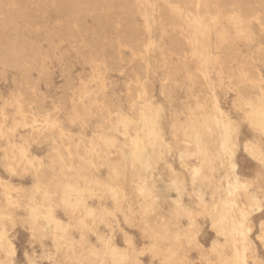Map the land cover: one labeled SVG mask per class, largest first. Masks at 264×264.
<instances>
[{
  "label": "rangeland",
  "instance_id": "rangeland-1",
  "mask_svg": "<svg viewBox=\"0 0 264 264\" xmlns=\"http://www.w3.org/2000/svg\"><path fill=\"white\" fill-rule=\"evenodd\" d=\"M263 81L264 0H0V264H264ZM20 148L51 180L56 252Z\"/></svg>",
  "mask_w": 264,
  "mask_h": 264
},
{
  "label": "bare ground",
  "instance_id": "bare-ground-1",
  "mask_svg": "<svg viewBox=\"0 0 264 264\" xmlns=\"http://www.w3.org/2000/svg\"><path fill=\"white\" fill-rule=\"evenodd\" d=\"M174 45H176V44H174ZM209 61H210L209 56H205L204 57V63L205 64H208ZM207 72L208 71L206 70V72H204V74L207 73ZM216 108H218V107H216ZM261 115H264V111H260V109H259L258 106H252L251 107L250 118H254L255 117V120H257L258 122H261V124H264V122H262V119L263 118H262ZM213 119L216 122H218V123H220V122L221 123H224L223 118H222V112H221V110L219 111V115L214 116ZM122 122H124V124H128V120H125V121H122ZM221 123H220V125H221ZM216 126H217V124H216ZM220 127H221V129L224 128L222 126H220ZM140 129L141 128L139 127V128H137L135 130L136 131V137L135 138H133L132 136H130L128 133H125L124 134V136H126V140H128L131 144H133L135 148H137L139 146V144H138L139 143L138 142V140H139V138H138V136H139L138 135V132H139ZM217 129H219V128H217ZM262 129L264 130V127ZM195 130L196 129L193 130L192 138H194L193 140L195 142H198L197 140H199L200 135H199L198 132H195ZM44 137H47V136H44ZM222 137H221V139H222ZM47 138L49 139L50 142L52 141V139L49 136ZM223 138L225 139V137H223ZM224 139H223V141H225ZM56 145L57 144L54 145L56 148L57 147L61 148L60 146H56ZM222 146L224 147V145H222ZM222 149H224V148H222ZM199 150L200 149H198V153H203V151H199ZM94 152H95V150H93V153L92 154H94ZM60 158L62 159L63 162L67 163V165L70 166L69 168H72L71 162H70L72 160V157L68 159L64 155V153H61L60 154ZM5 162L13 170H18L21 167V165H30L33 168V170H34L33 180H34L35 186L32 189V197L33 198L31 199V203H28V205H27V211L31 214L32 219H33V222L34 223H37V222L39 223L40 222L41 228L45 231L46 234L43 235L44 241H45L44 242L45 243V246H47V248H49V249H53L54 252H56L58 250V248H59V242H61L64 239L63 231L60 232L59 230H64L65 231V229H64L63 224L61 222H58L55 219V217H54V215H55V213H54V209H55L54 208V205H55V203H54V200L52 198L53 195L49 191V189H50L49 188V183L51 182V180H49L47 178V174L45 173V171L43 169V166L41 165L42 162L41 163H39V162L36 163L35 160L31 159L30 156H29V153H28V149L27 148H20V149L12 150L8 154L7 159H6ZM92 164H93V162H92ZM239 184H240L239 177L238 176L234 177V181L232 183H229L228 184V187H227L229 193H232L233 191H231V189L232 188H235L236 189ZM71 187H72L71 184H68L67 183L65 185L64 190H66V191L64 192L65 195H64L63 201H66V202L71 203V204L73 203L72 205H74L76 208H79L80 207L79 204L81 203V208L82 207L83 208H86L87 205L85 203V197H84V195H82L83 192L81 191L80 188H75L74 189L75 191L78 192V196L76 198L74 197L75 199H71L69 196H67L68 195L67 194L68 193L67 190L71 189ZM80 187H81V185H80ZM110 190H111L112 193H114V194L116 193L115 189H110ZM38 195L42 197V200L39 201V202L37 201V196ZM172 196H173V194H172ZM232 201H234V200L232 199ZM69 211L70 210H66V212H69ZM88 212H89L88 213V216L89 215H92L94 213L90 209H89ZM241 212H242V216H245V214L243 213V211H241ZM87 222H88L87 219H84L82 221L83 224H86ZM231 224H232L231 225L232 226L231 230L232 231H236V232L239 233L241 229L238 226V224H236V222L234 220H232ZM176 234H178V232H176ZM0 248L3 249V250H5L6 252L7 251H12L11 243H10L9 238L7 236V231H5L1 227H0ZM108 251L110 252V254L112 256L113 255L114 256L115 255H119V251L115 247L114 248L112 246L108 247ZM235 258H236L235 264H246V257L244 256V254H239V253L236 252Z\"/></svg>",
  "mask_w": 264,
  "mask_h": 264
}]
</instances>
